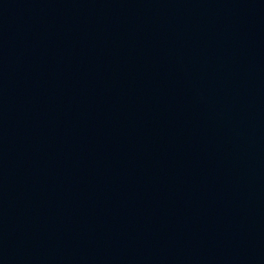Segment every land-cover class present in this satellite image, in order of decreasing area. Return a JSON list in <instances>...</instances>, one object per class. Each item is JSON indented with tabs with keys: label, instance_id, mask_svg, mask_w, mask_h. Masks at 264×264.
<instances>
[{
	"label": "water",
	"instance_id": "water-1",
	"mask_svg": "<svg viewBox=\"0 0 264 264\" xmlns=\"http://www.w3.org/2000/svg\"><path fill=\"white\" fill-rule=\"evenodd\" d=\"M0 264H264V79L116 148L0 180Z\"/></svg>",
	"mask_w": 264,
	"mask_h": 264
}]
</instances>
